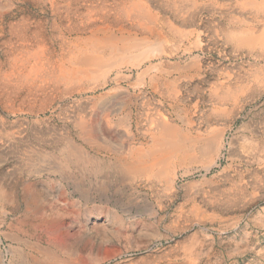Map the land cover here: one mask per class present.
I'll list each match as a JSON object with an SVG mask.
<instances>
[{
	"label": "rangeland",
	"instance_id": "rangeland-1",
	"mask_svg": "<svg viewBox=\"0 0 264 264\" xmlns=\"http://www.w3.org/2000/svg\"><path fill=\"white\" fill-rule=\"evenodd\" d=\"M146 1L159 16L177 14L181 22L174 20L175 28L159 31L146 46H139L124 57L106 55V61L112 59L110 63L117 65L112 77L122 68L117 88L106 86L95 77L62 84L57 92L41 95L39 99L46 97L47 101L44 102L46 98L38 101L36 108L24 103L19 110L9 112L0 104L3 122L0 125V175L9 174L10 182L20 181L16 187L12 184L1 187L3 195L7 192L10 198L8 201L0 199V261L5 264L57 261L59 264H264V74L256 72L264 65V57L260 49L237 48L225 35V31L237 26L264 28V10L245 7L243 0ZM55 3L52 0H0V68L9 62L8 51L13 44L9 32L17 22L20 27L41 31L47 36L48 45L57 51L62 45L83 37L85 33L80 24L86 21L82 17L84 9L75 11L71 0ZM113 16L114 13L111 18ZM189 17L196 19V25L187 26L184 19ZM176 27L181 29L176 31ZM138 53L142 55L140 58ZM140 60L151 66V74L143 72L145 67L133 66V62ZM153 74L158 78L151 82ZM236 81L245 87L249 84L242 92V100L228 99L217 105L213 97L216 84L219 87ZM167 88L176 91L170 92ZM107 107L115 108L116 112L110 115ZM160 112L199 141L207 128L223 130L218 142L220 150L210 160L198 154L193 162L177 164L168 177L149 171L145 176L129 180L120 166L121 150L127 147L125 142L150 145L155 132L151 119ZM177 112H181V116ZM126 115L129 121L131 119L129 125L124 120ZM107 117L113 118L110 127ZM84 118L91 126L90 142H83L84 152L93 161L66 162L67 135L77 136L78 123ZM126 130H130L129 135ZM12 149L18 151L8 154ZM39 155H43L45 161L33 169L27 168V159ZM208 166H212L210 171L206 169ZM38 180L48 184L46 190L39 183L38 192L45 199L29 202L24 187ZM15 191H19L18 194ZM94 192L109 197L111 202L86 204L80 198ZM65 208L72 214L65 213ZM40 215L51 217L58 226L66 222L68 230L41 238L30 226L17 224V221ZM82 223H88L89 229L80 233ZM18 228L22 230L23 243L20 238L16 239ZM38 244L57 246L60 252L55 259H48Z\"/></svg>",
	"mask_w": 264,
	"mask_h": 264
},
{
	"label": "bare ground",
	"instance_id": "bare-ground-1",
	"mask_svg": "<svg viewBox=\"0 0 264 264\" xmlns=\"http://www.w3.org/2000/svg\"><path fill=\"white\" fill-rule=\"evenodd\" d=\"M56 1H58L60 3L63 0H52L53 3H55ZM71 1H72V4H74L73 7H74L75 11H82L83 9L85 11V13L83 14L82 17H85L86 18V21L83 22L82 24H80V25H82V32L85 33L84 34L85 36L83 35V37H80L77 40H75L77 42L68 44L67 46L62 45L63 47L61 48L60 51L59 50L57 51V49H54L53 47H51L50 45H48V40H47L48 38H46L47 36H44L45 34L41 33V31L40 32H39V30L31 31L28 28L20 27L21 25H17L18 22L16 23V25H14V26L12 25L11 32H9V33L11 34V37L10 38H11V41H12L13 44H10L11 45L10 51H8V53L10 52L9 62L6 63V65H4L3 67L0 68V104L2 105V107L5 110H8L9 112H15V111L19 110L20 108H22L24 103L27 104V105H30L31 104L32 107H35L36 106V103L38 101H42V100H44L46 98L45 97V98H43V99L40 100L39 97L41 95H44L45 94V96H46L50 92L51 93L54 92V91L57 92V90L59 88H61L62 84H67V83L75 82V81H85L87 79L95 78V77L99 78L101 81L103 80V82H104V84L106 86H108V85H115V88H117V86L120 85V84L118 85L117 83L121 80V77L122 76L120 75V73L122 71V68L120 67L117 70V72L114 73V76L112 77L111 73H112V71H114V69L117 68V65L116 64H113V63H110L112 61L111 57H110L111 61H109V62L106 61L104 59L106 57V55H114L115 58H116V56L117 57H120V56L124 57L125 55H127L131 51L136 50L137 47L142 46V45L143 46H146V43L149 42L150 39H152V38L154 39L155 35L159 31H161V30L163 31L165 28H170V29L175 28L176 25L172 24L174 22V20L177 21V22H179V23L181 22V18L177 14H173L172 17H161L162 15L159 16V14L157 12H154L153 11L154 9L153 10L151 9V7L147 4V1L146 0H71ZM81 1H83V2L81 3ZM55 4L57 5V3H55ZM72 4H69V5L72 6ZM69 5L67 7H69ZM243 5L245 7H249V8H252V9H263L264 10V0H243ZM245 7H244V9H245ZM59 11H58V13H59ZM72 12H74V11H72ZM113 13H114L115 16H113V18H111V16L113 15ZM164 15H165V13H164ZM253 17H255V16H253ZM170 19H172V20H170ZM249 19H251V18L249 17L248 20ZM63 20H65V19H63ZM195 20H196L195 18L189 17V18H185L184 19V22L187 24V26H193V25H196ZM244 25H247V24H244ZM252 26L254 27V25H252ZM67 28H65V29H67ZM177 29H179V28L176 27V31H177ZM65 32H66V30H65ZM225 35H226L227 41L230 42V43H232V44L234 43L235 44L234 46H237V48H240V49H248V50L260 49L262 51L261 55H262V57H264V28H261V29H250V28H246V27L244 28V27H238L237 26L235 28H232V29H229V30L225 31ZM55 38H57V37H55ZM159 39H161V38H159ZM165 41H166V39H165ZM6 42L9 43L8 40H6ZM197 43H199V42H197ZM8 46H9V44H8ZM141 49H142V47H141ZM144 50H146V49H144ZM147 50H148V48H147ZM162 52H163V50H162ZM171 52H172V50H171ZM5 53H6V51H5ZM145 53H146V51L144 53H142V54L145 55ZM239 53H241V51ZM250 53H251V51H250ZM2 54H3V52H2ZM139 54H140V56H139V58H140L142 55H141V53H138V55ZM178 54H179V52H178ZM142 58L146 60L147 57L145 58L143 56ZM125 59H126V57H125ZM149 59H151V58H149ZM260 59H262V58H260ZM6 60H8V59H6ZM3 61H4V59H3ZM135 62H137V61H135ZM115 63H116V61H115ZM183 63H184V61H183ZM183 63H181V64H183ZM195 63H196V61H195ZM158 64L160 65V63H158ZM256 64H258V63H256ZM261 64H263V63H261ZM166 65L168 66V64H166ZM196 65H197V63H196ZM133 66L134 67H140V68H144L145 67V69L143 70V72L144 73L151 74V71H152L151 70V66H149V65L146 66L145 63L142 60H140L138 63H134L133 62ZM180 66H183V65H180ZM191 66H193V65L191 64ZM156 67H159V66H155V68ZM130 69H132V68H130ZM165 69H167V68H165ZM256 72H258L259 74L262 73V75H263L264 74V65H261V67H259ZM126 73H127V71H126ZM187 75H189V74H187ZM242 77H243V74H242ZM157 78H158V75L157 74H153L150 77V81L152 82L153 80H155ZM238 79H240V76H239ZM238 79H237V81H238ZM256 81H257V79H256ZM184 82H186V81H184ZM234 82H235V80H234ZM234 82H233V84L232 83H229V84H227L225 86L224 85H221L219 87H217V84H216V88L213 91V97L215 98L216 104L218 103V104H221L222 105L223 102L225 100L228 101V99H237L238 100V98H240L241 95H243L242 94L243 90L249 85V84L248 85L246 84V87H245L244 84H238V82L237 83H234ZM223 83H224V81H223ZM249 83H251V82H249ZM182 84H183V82H182ZM102 86H103V83H102ZM171 86H168V87H171ZM250 87H252V86H250ZM263 88H264V86H263ZM211 89H213V88H211ZM63 90H64V88H63ZM167 90H169L171 92V91H173L175 89L174 88H167ZM255 90H256V88H255ZM143 91H144V89H143ZM174 92H172V93H174ZM250 92H252V91L250 90ZM178 93H176V94H178ZM156 96H157V94H156ZM210 96H212V95H210ZM252 96H253V94H252ZM255 96L257 97V95H255ZM52 97H53V94H52ZM54 97H55V95H54ZM54 99H56V98H54ZM179 99H180V97H179ZM46 101H47V98L44 100V102H46ZM252 102H253V100H252ZM225 103H226V101H225ZM40 104H43V103L40 102ZM231 105L232 104L230 103V106ZM241 105H244V104H241ZM186 106H188V105H186ZM18 107H19V109H18ZM178 107H180V106H178ZM231 107H230V109H232ZM234 107H237V104ZM107 108L108 109H106V111H109V114L110 115L112 113H115L116 112L115 111L116 110L115 108H113V109H110V107H107ZM158 111H160V110H158ZM174 111H175V109H174ZM33 112H35V111H33ZM183 112H185V111L183 110ZM127 113H129V112H127ZM177 113H176V115H177ZM180 113H178V114H180ZM187 113H188V111H187ZM235 113H236V111H235ZM103 114L105 115V113H103ZM106 114L108 115V113H106ZM179 116H181V114ZM182 116H183V114H182ZM224 117H226V116H224ZM228 117H229V115H228ZM171 118H173V117H171ZM181 119H182V117H181ZM87 120L84 118V119H81L80 122L78 123V129H79V133L77 135L78 137L77 136L73 137L72 134H71V136L70 135H67V137H68L67 138V143H65V145H64V149H65V151H66V153L68 155V158H67L66 162H73L74 164H77L79 161H81V162L84 161L85 162L84 164H86V163H89V162H92L93 161V160H89L88 159V157L86 156V154L84 152V147H83V142L88 143V142H90V139H91L89 137V131L91 130V126L88 125V121ZM124 120H125V122H127L126 123L127 125L130 124L131 119L129 121V116L128 115L125 116V119ZM151 120H152V124L155 127V132L152 133V139L153 140H152L151 144L148 145V146H137L138 144L137 145H135L134 143H129L128 144L127 142H125V145L127 144V147H125V148H123L121 150V154L123 156H122V161H120V166L123 169L126 178H128L129 180L130 179H134L137 176H140V177L145 176L149 171L150 172L157 171L158 176L168 177V176H170V172L173 171V169L175 168V166H177V164H179V166H182V165H184L185 163H187L189 161L193 162L196 159V157H197L198 154L201 155V156H203V157H205V158H207V160H210L212 158V156L218 151V149L220 150V146H219V143L218 142H219L220 137L222 138V136H223V132H222L223 130L221 131L218 128H210V129H208L206 127L207 129L205 128L206 130L204 131L203 134H201L202 140L199 141L197 139L192 138L193 136H191L188 131L180 128L181 126L178 127V125L174 122V120L167 118L166 116H164V114H161V112L159 113V115L157 117H155V118H153ZM106 121L109 124V127L112 126V123H113V118L112 117H107V120ZM117 121H119V120H117ZM125 122H123V123H125ZM226 122H227V120H226ZM2 123L3 122H2V119H1L0 120V125L1 126H2ZM138 123H139V121H138ZM103 124H104V122H103ZM118 124L121 125L122 123L119 122ZM227 124H228V122H227ZM205 125H207V124H205ZM203 128H204V126H203ZM92 129H93V127H92ZM126 131H127V134L129 135V131L130 130H126ZM70 132H71V130H70ZM38 133L39 134H42L41 131H38ZM194 133H196V132H194ZM118 134H119V132H118ZM127 134H126V137L128 136ZM119 136H121V135H119ZM197 137H199V136H197ZM128 139H130V138H128ZM80 140H81V142H80ZM124 141H126V140H124ZM114 142H116V141L114 140ZM100 143H101V141H100ZM103 144H105V143H103ZM103 144H101V146ZM109 145H111V144H109ZM253 145H256V144L253 143ZM223 148H224V146L222 147V149ZM17 151L12 149V150H10V152L8 154L13 153V152L15 153ZM23 153L26 154L25 152H23ZM117 157H118V155H117ZM120 159H121V157H120ZM27 160H29V161H28V164H26V167L33 169L35 165H40L41 163H43L45 161V157L43 155H39L38 158H35V159L33 158L32 159L30 157ZM0 161H1V159H0ZM93 163H91V164H93ZM211 167L212 166H208V167H206V169L208 171H210ZM178 172H179V170H178ZM206 176H208V175H206ZM10 177L11 176L9 174L3 175V176L0 177V199L1 200H3V199H5L7 201L10 200L7 192H5L6 194L3 195L4 191H3V189H1V187H3V185L9 186V185L12 184V187H16L17 184H19L18 182H20L19 179H17V181L10 182V180H9ZM12 181H13V179H12ZM39 183H42L43 184L44 189H46V190L48 189L47 182L40 181V180L34 181V182H30V183H28L24 187V193H25L26 197L29 198V202H35V201H38L39 202V200H44L45 199L44 196L41 195L38 192ZM176 183H177V181H176ZM165 189H166V187H165ZM17 192H19V191H17ZM17 192L15 191V194ZM80 198L86 204L87 203H102V202L105 203V202H111V199L109 197H103L100 192H94V193L91 194V196H82L81 195ZM18 208H19V206H18ZM78 208H79V206H78ZM68 209H69V207H68ZM40 210H41V208L40 209H37V211H40ZM64 211H65V213L72 214V212H69L66 208H65ZM94 215H96V214H94ZM112 215H113V218H114V214H112ZM237 215H239V214H237ZM110 221H112V220H110ZM109 223H111V222H109ZM17 224H18L19 227L20 226H23L24 227V225L30 226L32 229H34L37 232V234L41 238H44L47 235L50 236V234H52L54 232H57L59 230L60 231H63V232H65V231L68 230V228H67L68 225L66 224V222L61 223V226H58V224H54V221L52 220L51 217L44 216V215H40L37 218H25L24 220H22L20 222L17 221ZM130 224H132V223H130ZM70 226H71V224H70ZM75 226H76V224H75ZM75 228H77V227H75ZM79 228H80V233L88 230L89 229L88 223H82L81 226L79 225ZM77 231H79V230H77ZM21 232H22V230H19V228H18V231L16 233V235H17L16 236V239H17V237H18V239L20 238L21 241H22V243H23V238L20 237L21 236L20 235ZM128 232H131V231H128ZM199 234H200V232H199ZM85 237H87V236H85ZM46 241H47V239H46ZM44 245L45 244H43V245L42 244H38L39 249L40 250L42 249L41 251H43V253H45V255H46V257L48 259L49 258L55 259V255L60 252V249H58L57 246H55L53 248L51 246H44ZM35 248H37V247H35ZM19 249H21V248L19 247ZM86 250H87V247H86ZM190 254H191V251H190ZM67 257H66V259H67ZM72 258H73V256H72ZM61 259H63V258L61 257ZM5 260H7V259H5ZM58 262H60V261L52 262V263L45 262L44 264H59ZM5 263L1 259L0 264H5ZM74 263L76 264V262H74ZM79 263H83V262H79ZM33 264H37V263H33Z\"/></svg>",
	"mask_w": 264,
	"mask_h": 264
}]
</instances>
